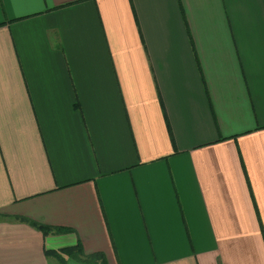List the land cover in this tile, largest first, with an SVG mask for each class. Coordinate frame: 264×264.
Returning a JSON list of instances; mask_svg holds the SVG:
<instances>
[{"label": "crops", "instance_id": "0c3cea01", "mask_svg": "<svg viewBox=\"0 0 264 264\" xmlns=\"http://www.w3.org/2000/svg\"><path fill=\"white\" fill-rule=\"evenodd\" d=\"M76 245L264 264V0H0V264Z\"/></svg>", "mask_w": 264, "mask_h": 264}, {"label": "trees", "instance_id": "16d2710c", "mask_svg": "<svg viewBox=\"0 0 264 264\" xmlns=\"http://www.w3.org/2000/svg\"><path fill=\"white\" fill-rule=\"evenodd\" d=\"M31 222L33 223V225H35L37 228L41 229L43 232L47 231L46 230L48 228L47 225H43V224L33 222V221H31ZM61 251L66 253L68 255V257H74V258L82 260L88 264H93L97 260L102 261V263L105 262L104 257L100 253H93V254H89V255L83 254L79 245H76L73 247L63 248V249H61ZM50 252L54 253V251H50Z\"/></svg>", "mask_w": 264, "mask_h": 264}]
</instances>
